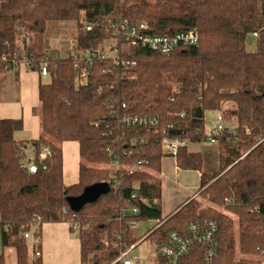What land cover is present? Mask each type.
<instances>
[{"label": "trees", "instance_id": "1", "mask_svg": "<svg viewBox=\"0 0 264 264\" xmlns=\"http://www.w3.org/2000/svg\"><path fill=\"white\" fill-rule=\"evenodd\" d=\"M121 17L145 22L153 34L197 29L200 41L170 54L132 46L111 26ZM51 21L76 22L77 58L49 56L27 43ZM255 32L257 47L250 51L247 40ZM113 37L119 60H135L136 67L101 57ZM15 52L25 54L34 70L45 62L50 70V82L39 86L41 133L29 141L31 162L26 142L14 136L22 121L0 119V235L3 250H15L16 264H43L42 256L31 260L24 232L40 223L41 236L48 222L78 226L81 264H111L141 238L129 229L132 220L156 222L147 237L153 244L172 232L190 235V224L217 221L214 264H259L237 254L264 250V0H0V75L22 63ZM86 52L98 56L89 62L87 84L79 85L75 62ZM211 110L236 123L215 135L219 171L203 173L198 197L164 220L162 140L208 141ZM125 114L159 115V125L123 128ZM71 140L80 144V178L67 186L61 145ZM45 147L49 154L41 158ZM175 157L181 169L203 168L202 153L187 144ZM88 188L97 190L96 198L74 210L70 200ZM134 207L139 214H122ZM204 251L194 247L183 264H203ZM0 264H8L5 253Z\"/></svg>", "mask_w": 264, "mask_h": 264}, {"label": "crops", "instance_id": "2", "mask_svg": "<svg viewBox=\"0 0 264 264\" xmlns=\"http://www.w3.org/2000/svg\"><path fill=\"white\" fill-rule=\"evenodd\" d=\"M48 78L47 81V76H42L39 70H34L26 64H17L0 75V119L12 118L22 121V128L16 131L14 136L16 140L26 142V160L30 162L35 149L29 141L38 139L41 133L39 86L50 82V77ZM208 141L215 144L216 149L210 145L198 150L204 158V165L200 171L181 169L172 154L165 156L173 157V161L168 158L162 160L159 176L162 182L161 208L164 220L175 214L190 199L198 197L203 173L219 171L218 143ZM188 143L191 142L187 141L186 144ZM61 146L63 181L65 185L71 186L78 183L80 178V144L71 140L64 141ZM209 160L214 165L212 170L209 169ZM149 231L145 235H149ZM31 245L30 243L29 246ZM37 249L42 253L43 264H81V241L78 230L72 228L68 222L43 223L40 246ZM30 255L33 257L31 248ZM14 261L16 264L17 258Z\"/></svg>", "mask_w": 264, "mask_h": 264}, {"label": "built area", "instance_id": "3", "mask_svg": "<svg viewBox=\"0 0 264 264\" xmlns=\"http://www.w3.org/2000/svg\"><path fill=\"white\" fill-rule=\"evenodd\" d=\"M115 33L123 36L132 46H142L149 47L155 51L160 52L161 54H170L175 49L180 47H187L197 45L200 41V33L197 29H191L187 31H178L172 35L165 34H153L148 30V26L145 22L140 24H130L126 20H122V17L118 21H114L111 24ZM92 29L91 25L85 27V31L88 32ZM252 36L257 38L258 33H252ZM114 41L110 45L106 46L105 49L100 53L103 59L113 57L115 63H122L123 65H128L130 67H136L137 61H120L119 60V48L118 41L116 37L112 38ZM108 41V40H107ZM30 42V39H27V43ZM76 40L72 41V54L73 57L77 58V53L74 50ZM22 57V63L14 62V66L17 64H25V60H28V57L25 54H20L18 52L14 53L15 58ZM98 56L95 52H86L81 55L80 61L75 62V67L77 71V82L79 85H86L90 75V66L89 62L94 60ZM2 58L6 60L5 54L2 55ZM29 66V65H28ZM32 68V66H29ZM40 74L42 76L50 77L49 65L47 62L43 63L41 66ZM121 123L123 128L129 127H152L158 126L160 117L159 115H132L125 114L121 118ZM225 116L220 110L217 112L215 122L213 124L211 133L213 136L209 139L211 142H216L215 135L225 128ZM132 141L131 143H135ZM186 141L181 138H169L164 137L162 140V148L165 154L176 155L178 149L185 145ZM49 154V148L45 147L41 153V158H45ZM138 165V163L136 164ZM25 169L34 173L37 170V166L34 164H26ZM138 186V185H136ZM135 196V193H133ZM65 210V209H64ZM122 214L137 215L139 214V209L124 208ZM139 227V222L132 220L129 222V229L134 231ZM190 235H182L177 232H172L166 241L157 242L153 244L152 256L150 261H143L139 256L134 255L136 248L147 240L148 235L141 237L137 242L131 244L130 246L123 249L119 256L111 264H183L184 257L196 246H201L205 248L203 253V264H214L215 257L219 249L218 241V229L219 225L217 221H208L204 226L198 224H190L189 226ZM75 229L78 228L77 225L74 226ZM40 223L33 225L31 230L25 231L24 236L27 239H31V247L33 249V257L42 256V253L38 248L40 244ZM118 244H115V247ZM37 247V248H36ZM256 261L259 264H264V250H259V253L255 256Z\"/></svg>", "mask_w": 264, "mask_h": 264}, {"label": "rangeland", "instance_id": "4", "mask_svg": "<svg viewBox=\"0 0 264 264\" xmlns=\"http://www.w3.org/2000/svg\"><path fill=\"white\" fill-rule=\"evenodd\" d=\"M77 24L75 21H51L48 23L47 29L44 33L42 34H36L32 36V40L29 42L32 44L33 47H35L36 51L39 53H44L49 56H68L71 51H72V41L75 40L76 35H77ZM113 39L110 38L108 41H106V46L110 45L113 43ZM256 38L250 35L247 40V48L250 51H254L256 49ZM47 81L49 78L47 77ZM77 82V81H76ZM78 84V82H77ZM227 105H230V103H225L224 107H227ZM216 110H211L206 112V132L211 133L213 124L216 119L217 115ZM226 120V119H225ZM226 126L234 129L236 126L235 122L232 121H225ZM212 146L213 149H216V145L210 143L209 141L205 142H191L190 144L188 143L187 146L190 150L192 151H198L202 150L204 147L207 146ZM219 147V145H218ZM30 153V151H28ZM165 157V158H164ZM163 159H170L173 161V157L171 156H164ZM162 159V160H163ZM209 169L212 170L213 162L208 161ZM206 204V202H204ZM203 203V204H204ZM204 204V205H205ZM141 223L137 229L133 231V234L135 236L142 237L147 233L148 230H151L154 225L155 221H145V222H139ZM1 238V237H0ZM29 244L31 243V239H28ZM1 243V240H0ZM32 249V247H30ZM152 248H153V243L149 240H146L142 244H140L136 250L134 251V255L139 256L143 261H150V258L152 256ZM15 250L12 248L7 249L6 251L3 250L2 248V243L0 247V255L2 253H5L6 260L8 264H15L14 259L16 260L15 255ZM33 251V249H32ZM13 253V254H12ZM31 256V255H30ZM242 257H245L248 260L255 261V257L253 256H243L240 253L237 254V259H240ZM31 260L33 257H30Z\"/></svg>", "mask_w": 264, "mask_h": 264}, {"label": "water", "instance_id": "5", "mask_svg": "<svg viewBox=\"0 0 264 264\" xmlns=\"http://www.w3.org/2000/svg\"><path fill=\"white\" fill-rule=\"evenodd\" d=\"M97 196V190L95 188H88L84 193L70 200V205L74 210H79L86 202L94 200Z\"/></svg>", "mask_w": 264, "mask_h": 264}]
</instances>
